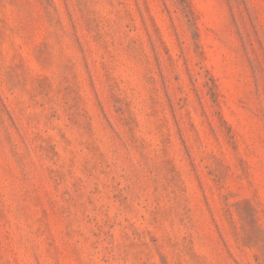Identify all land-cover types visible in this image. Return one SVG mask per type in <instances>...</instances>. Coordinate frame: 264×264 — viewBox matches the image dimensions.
Instances as JSON below:
<instances>
[{"label":"rangeland","instance_id":"obj_1","mask_svg":"<svg viewBox=\"0 0 264 264\" xmlns=\"http://www.w3.org/2000/svg\"><path fill=\"white\" fill-rule=\"evenodd\" d=\"M0 264H264V0H0Z\"/></svg>","mask_w":264,"mask_h":264}]
</instances>
